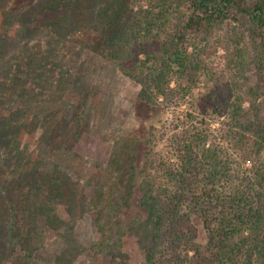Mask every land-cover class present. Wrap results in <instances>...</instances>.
<instances>
[{
    "label": "trees",
    "instance_id": "trees-1",
    "mask_svg": "<svg viewBox=\"0 0 264 264\" xmlns=\"http://www.w3.org/2000/svg\"><path fill=\"white\" fill-rule=\"evenodd\" d=\"M12 1L0 0V8L8 11ZM34 2L35 23L116 60L143 101L169 112L147 127L142 163L135 140L119 134L84 194L95 230L85 262L70 233L65 259L133 264L125 251L133 236L142 264H264V0ZM83 26L93 27L85 39L73 30ZM6 37L0 33V48ZM37 75L36 84L43 82ZM6 80L0 104L28 98L21 81ZM35 92L34 103L50 96ZM24 112L32 120L51 118L40 105ZM43 159L32 162L23 218L12 221L19 264H29L45 244L42 217L58 228L56 208L69 197L64 165Z\"/></svg>",
    "mask_w": 264,
    "mask_h": 264
},
{
    "label": "rangeland",
    "instance_id": "rangeland-1",
    "mask_svg": "<svg viewBox=\"0 0 264 264\" xmlns=\"http://www.w3.org/2000/svg\"><path fill=\"white\" fill-rule=\"evenodd\" d=\"M11 3L8 11L0 8V33L7 34L0 48V87L8 83L6 78L14 77L21 81L22 92L28 98L21 94L12 99L13 103L7 100L6 105L0 104V264H19L22 252L13 240L12 221L16 224L18 218H23L19 211L24 183L34 159L45 161L44 156L47 161L56 159L64 165L62 173L69 180V197L59 201L56 208L58 228L46 227L42 217L45 244L35 249L29 264H68L64 254L69 246L65 234L69 233L76 239L77 252L82 251L79 255L84 263V245L95 237L94 216L84 210V194L96 181L99 166L114 151L112 147L123 131L127 139L135 140L142 163L147 127L160 125L169 112L162 105L143 101L140 86L120 70L116 60L35 23L34 0ZM88 27L83 26L82 32L73 30L85 39L92 33L93 27ZM32 66L35 86L30 77ZM66 70H71L70 74ZM41 73L43 82L36 84L37 74ZM33 87L50 96H36L38 101L34 103ZM31 104L40 105L51 118L46 122L38 117L27 118L24 111L32 110ZM135 212L130 216L134 217ZM197 224L204 233L202 224ZM125 251L133 264H142L144 252L137 237L126 239ZM97 264L109 263L100 259Z\"/></svg>",
    "mask_w": 264,
    "mask_h": 264
}]
</instances>
